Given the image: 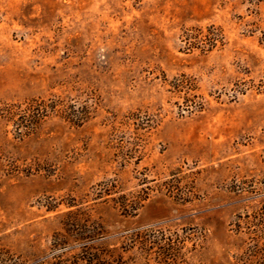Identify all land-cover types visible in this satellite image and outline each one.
<instances>
[{
  "label": "rangeland",
  "instance_id": "1",
  "mask_svg": "<svg viewBox=\"0 0 264 264\" xmlns=\"http://www.w3.org/2000/svg\"><path fill=\"white\" fill-rule=\"evenodd\" d=\"M257 243L264 0H0V264Z\"/></svg>",
  "mask_w": 264,
  "mask_h": 264
},
{
  "label": "trees",
  "instance_id": "2",
  "mask_svg": "<svg viewBox=\"0 0 264 264\" xmlns=\"http://www.w3.org/2000/svg\"><path fill=\"white\" fill-rule=\"evenodd\" d=\"M89 231H78L75 233L76 237H82L85 234H88ZM138 237L137 243L139 248L142 251H146V240L145 237H143V233H138L135 235ZM94 255H90L84 259L85 264H122V261L119 259H112L110 262L105 257H93ZM105 256V254H104ZM253 259H251V264H264V244L260 245V243H257L255 246V249L253 251ZM163 263L167 264V259L163 260Z\"/></svg>",
  "mask_w": 264,
  "mask_h": 264
}]
</instances>
